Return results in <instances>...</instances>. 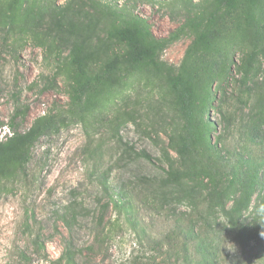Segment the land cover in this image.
Wrapping results in <instances>:
<instances>
[{
  "label": "rangeland",
  "instance_id": "1",
  "mask_svg": "<svg viewBox=\"0 0 264 264\" xmlns=\"http://www.w3.org/2000/svg\"><path fill=\"white\" fill-rule=\"evenodd\" d=\"M139 18L156 38H170L166 46L154 62L116 74L90 113L74 115L69 89L77 67L96 72L125 56L127 43L109 31ZM255 50L246 79L240 68ZM176 77L193 86L212 139L260 169L242 223L225 226L215 210L222 221L199 227L223 240L218 264H264V238L234 231L251 227L264 205V121L251 131L264 110V0L253 5V23L241 0L231 8L220 0H0V141L37 130L25 146L4 147L0 264H183L176 227L209 186L190 182L195 191L202 186L197 199L187 196L188 185L158 192L163 149L183 130L170 88ZM232 189L242 196V184ZM103 226L111 238L94 248Z\"/></svg>",
  "mask_w": 264,
  "mask_h": 264
},
{
  "label": "trees",
  "instance_id": "2",
  "mask_svg": "<svg viewBox=\"0 0 264 264\" xmlns=\"http://www.w3.org/2000/svg\"><path fill=\"white\" fill-rule=\"evenodd\" d=\"M239 1L220 0V3L231 8L236 6ZM241 1L245 3L246 14L250 22L253 23V5L256 0ZM109 34L127 43V54L125 56L117 55L96 72H90L85 65L77 67L69 89V97L70 110L79 117L86 116L95 108L97 94L103 87L114 82L116 74H129L140 65L154 62L159 50L166 46L170 40V38H156L149 23L141 18L129 22L128 25L111 29ZM259 52L258 50L252 51L249 63L240 68L244 78H249L250 71L255 68L251 59L257 57ZM170 88L178 104L183 130L178 135L169 136L168 146L175 151L176 158L171 155L169 148L163 149V161L167 168L165 177L158 186L160 188H158V192L162 193L165 189L173 188V186L188 185L190 189L187 191V196L193 197L195 193L202 191V186L195 191L197 186L191 185L190 182L200 184L207 182L209 187L204 199L191 205L186 223L176 228L183 236L180 247L184 253L183 264H218L224 246L223 240L210 231L202 229L201 226L199 227V223H220L222 221L220 217L217 215L214 217L215 210H221L225 215L226 220L221 222L225 226L229 223H242L240 217L249 207L256 185L260 182V169L251 164V162L254 163L252 157L248 158L245 153L236 149L231 151L221 139L217 141L212 139L211 133L214 127L209 120L203 119L197 113L195 91L189 81L182 77L172 78ZM258 120L264 121V110L255 115L251 131H257L262 126L261 123H257ZM34 133H37L36 129L27 134L14 131L13 135L7 137L9 144L0 141V166L8 161V155H4V147L13 144L25 146ZM252 137L254 136L252 135ZM138 154L146 159H152L146 151H140ZM233 155L237 157L233 159ZM24 164L25 160L21 158L18 170L24 171ZM245 168L246 173H242ZM240 184H242L243 194L235 199V190L232 188L234 185ZM122 202L120 201V203ZM228 203L232 204L229 208ZM259 219H264V205L251 227L246 229L244 225L235 226L234 231L244 237L248 235L261 237L259 233L264 231V228L256 223ZM109 229L103 226L96 233L93 240L94 248L103 247V244L111 238ZM174 237L175 235H172L167 240L170 242ZM155 242H158L159 244L156 243L158 245H164L167 241L155 239Z\"/></svg>",
  "mask_w": 264,
  "mask_h": 264
},
{
  "label": "clouds",
  "instance_id": "3",
  "mask_svg": "<svg viewBox=\"0 0 264 264\" xmlns=\"http://www.w3.org/2000/svg\"><path fill=\"white\" fill-rule=\"evenodd\" d=\"M256 223L260 224L261 227L264 228V219H259ZM259 234L262 238H264V231H261ZM230 244L233 246V248H235V245L233 243Z\"/></svg>",
  "mask_w": 264,
  "mask_h": 264
}]
</instances>
